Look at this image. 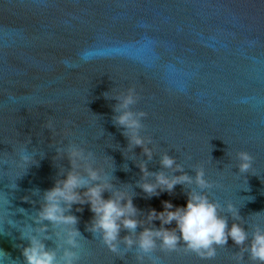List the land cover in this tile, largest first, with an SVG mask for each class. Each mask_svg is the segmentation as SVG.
<instances>
[{
    "label": "water",
    "instance_id": "95a60500",
    "mask_svg": "<svg viewBox=\"0 0 264 264\" xmlns=\"http://www.w3.org/2000/svg\"><path fill=\"white\" fill-rule=\"evenodd\" d=\"M85 50L102 55L84 63ZM133 86L140 99L131 110L148 113L142 135L156 149L150 161L142 148L128 150L129 138L114 121L115 97ZM72 142L93 152L98 164L108 159L109 172L115 165L113 183L132 185L143 220L153 208L163 211L165 201L186 206L195 185L148 197L136 186L143 176L137 162L171 175L160 164L168 152L193 178L194 168L204 166L207 178L222 185L212 198L225 208L235 203L251 235L254 224L264 225V0H0V190L10 192L20 147L39 162L16 181L19 190L9 196L14 212L39 208L44 191L62 178L61 168H70L57 150ZM240 151L254 157L249 173L239 171ZM76 207L86 239L80 264H140L135 247L123 258L111 253L87 230L90 206ZM221 214L229 226L240 222ZM11 218L32 223L19 213ZM4 227L11 236L0 235V249L24 264L17 245L27 241L19 240L18 228ZM127 235L122 229L121 238ZM46 243L57 247L54 235ZM240 251L229 239L210 261L182 252L154 255L162 264H235ZM145 264H151L147 257ZM244 264H250L247 253Z\"/></svg>",
    "mask_w": 264,
    "mask_h": 264
},
{
    "label": "clouds",
    "instance_id": "9594fccd",
    "mask_svg": "<svg viewBox=\"0 0 264 264\" xmlns=\"http://www.w3.org/2000/svg\"><path fill=\"white\" fill-rule=\"evenodd\" d=\"M97 55L102 54L85 50L81 53V59L87 63ZM115 98L120 103L115 109L119 114L114 117V121L125 130L124 135L129 138L128 150L140 147L148 161L152 160L156 151L154 146H150L153 145V140L150 136L142 135L145 128L143 120L148 113L131 110V106L140 99L136 87L127 88ZM48 127L54 128V123L49 121ZM57 151L60 157L66 153L70 168H61L59 176L62 178L57 179L52 188L44 191L39 208L33 214L29 215L23 207L14 212L13 200L9 198L10 193L19 190L16 181L27 175L32 166L39 164L34 154L27 152L26 148L18 149L20 158L15 163L18 171L11 179L10 192L0 190V235L11 236V233H6L5 224L18 228L19 240L27 241L26 246L17 245L22 250L24 264H80L86 239L78 228L80 218L73 212L74 205L79 206L75 208V212H83L84 205L90 206L94 215L87 230L111 253L123 258L124 252L135 247L140 264H145V257L151 264H162V258L154 255L157 250L166 255L179 252L195 254L201 260L210 261L217 256V246H226L229 239L241 248L232 257L235 264H244L245 253L248 254L250 264H264V225L254 224L250 235L235 203L228 201L225 208L224 203L213 199L211 190L222 185L207 178L204 166L194 168L196 175L193 178L185 172L183 164L178 163L176 157L168 152L162 154L160 164L163 169L171 170V175L166 171L151 172L148 161L137 162L143 176L136 186L148 197L159 196L163 192L172 193L177 185H195L187 193L186 206L175 207L172 202L165 201L163 211L153 208L147 219L143 220L140 218V210L134 204L136 193L132 185L117 186L113 183L115 165H111L113 171L109 172L108 159L104 164H98L93 152L75 142L70 143L66 149ZM237 158L241 174L253 169L254 157L249 152L240 151ZM176 172L181 174L175 175ZM245 183L248 184L246 177ZM243 190L250 191L248 187ZM38 192L37 189L36 193ZM105 192L111 194L107 199ZM21 199L33 206L37 203L29 196ZM225 210L231 213L234 221L240 222H233L229 226L228 218L221 214ZM17 213L27 216L32 223H19L12 219ZM157 220L160 221L159 228L153 223ZM173 222L175 228L166 227ZM141 227L143 231L137 233V229ZM122 229L128 230L130 235L121 238ZM53 235L57 241L56 248H50L46 243L53 239ZM121 244L126 245V248L122 250ZM6 259L11 264H16L8 253L0 249V264H5Z\"/></svg>",
    "mask_w": 264,
    "mask_h": 264
}]
</instances>
